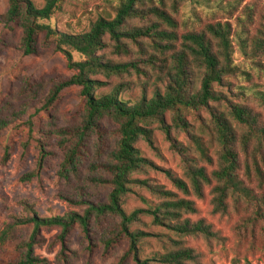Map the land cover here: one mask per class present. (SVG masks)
Returning a JSON list of instances; mask_svg holds the SVG:
<instances>
[{
    "label": "trees",
    "instance_id": "trees-1",
    "mask_svg": "<svg viewBox=\"0 0 264 264\" xmlns=\"http://www.w3.org/2000/svg\"><path fill=\"white\" fill-rule=\"evenodd\" d=\"M8 1L9 7L0 16V21L18 24L22 28L21 52L25 56L38 54L43 41L54 52L66 57L68 69L74 73L71 77L54 79L51 89L44 93L42 99L38 97L43 90L42 83L27 78L25 88L30 92V100L12 120H24L33 131V119L37 114L54 106L64 90L79 88V95L85 102L80 121L55 132L65 150L58 174L63 180L82 176L84 158L92 144L95 161L90 167L92 177L88 180L111 186V191L108 200L103 203L80 201V204L88 205L83 214L71 213L57 218L31 215L7 224L0 232V248L13 240L19 226L32 224L34 234L23 245L25 252L22 257L12 264H39L43 259L35 254L34 245L42 227H61V238L64 239L76 224L89 233L94 217L112 216L118 220L117 227L111 237L102 242L109 248L127 240L129 248L124 261L131 258L136 264H196L197 254L182 242L183 239L199 236L210 239L216 234L204 220L193 222L190 219L189 216L197 213L193 201L181 198L175 191L152 184L147 179L135 178L138 174H147L154 167L142 155L137 144L141 140L153 143L155 125L166 134V138L170 136L171 127L187 130L186 117L189 114L210 109L213 103L224 101L217 87L240 73L234 62V43L238 42L241 51L247 55V20L241 19V30L236 33L229 22L211 23L201 30L192 28L184 32L181 29L189 21L184 24L178 18L181 4L190 1L205 6V1L119 0L115 18H101L86 32L68 34L55 30L50 24L62 0H48L43 8L37 7L34 0ZM252 12L251 8L247 10L248 20ZM255 48L264 50V30L255 41ZM74 54H79L81 59L75 60ZM153 73L159 87L150 97L144 95L134 102L124 96L129 88L128 82L111 83L124 75L148 77ZM254 94L264 104V93ZM169 114L173 125L167 124ZM212 116V134L219 147L217 168L209 174L199 166L197 159L186 155V149L173 144L176 150L183 153L185 179L168 173L169 179L177 191L185 196L194 194L198 198L203 196L205 187L215 183L212 193L216 214L228 212V199H245L249 206L254 207L258 221L262 217L258 209H261L260 203L264 204V195L257 197L245 185L243 174L247 180L256 181L260 188H264V124L259 115L244 105L234 104L226 111L213 112ZM108 119L118 125L116 144L110 150L104 125ZM15 121L10 123L0 118V131ZM43 133L38 129L37 134L42 136ZM195 145L201 158L213 165L212 157L200 140ZM46 150L43 145L40 169L50 154ZM33 178L35 175L31 173L25 175L22 181L28 182ZM134 187L147 190L160 202L148 206L147 210L138 209L128 214L123 205ZM144 201L147 202L145 198ZM142 215L152 216L157 226H166L177 237L171 239L172 247H169L168 240L164 252L149 259L140 257V250L142 243L150 238V233L133 230L142 221Z\"/></svg>",
    "mask_w": 264,
    "mask_h": 264
},
{
    "label": "rangeland",
    "instance_id": "rangeland-1",
    "mask_svg": "<svg viewBox=\"0 0 264 264\" xmlns=\"http://www.w3.org/2000/svg\"><path fill=\"white\" fill-rule=\"evenodd\" d=\"M34 1L37 7L43 8L48 0ZM201 1H205V6L190 1L181 4L178 18L184 24L189 21L181 31L192 28L201 30L207 24L229 22L236 33L241 30V19H245V37L249 41L247 55L234 40V62L240 68V73L217 87V91L223 95V102L213 103L210 109H200L189 114L186 117L187 130L171 127L170 136L166 138V134L155 125L153 143L144 140L138 142L137 147L142 155L154 167L147 174H138L135 178L147 179L152 184L175 191L181 198L193 201L197 213L189 216L190 219L193 222L204 220L211 225L216 234L214 237H187L181 240L197 254L196 264H264V204L260 203L261 209L258 210L262 217L258 221L254 207L249 206L245 199H228V212L216 214L212 193L215 183L205 187L203 196L198 198L194 194L185 196L177 191L169 179L168 173L185 179L183 153L176 150L173 144L186 149V155L197 159L199 166L204 167L209 174L217 168L219 147L212 134L213 112L226 111L234 104L244 105L259 115L264 124V104L254 94L264 93V50L258 51L255 48V41L264 30V0ZM118 2L119 0H62L50 24L61 33L86 32L101 18H115ZM171 3L170 1L169 6ZM8 7V0H0V16L6 13ZM249 8L253 10L250 20L246 16ZM23 36V30L18 24L0 21V118H5L10 123L16 120L7 129L0 131V232L7 224L17 219H27L31 215L57 218L71 213L83 214L88 205H82L80 201L87 204L103 203L108 200L111 191V186L88 180L92 177L90 167L95 161L92 144L84 158L82 176L63 180L58 174L65 150L60 144L61 138L55 132L80 121L85 102L79 95V88L64 90L54 106L37 114L33 119V131L24 120H12L30 100V92L25 88L27 78L42 83L43 90L38 93L39 99H42L44 93L51 89L54 79L67 78L74 74L68 69L66 57L62 53L54 52L43 41L40 42L38 54L25 56L21 52ZM74 59L80 60L81 56L74 54ZM121 80L129 83L124 96L132 102L144 95L150 97L159 87L154 73L148 77L124 75L121 79H113L111 83ZM167 124L173 125L171 114L167 117ZM104 125L108 132L110 150L116 144L118 125L110 119ZM38 129L44 132L43 135H47L40 136L37 134ZM197 140L207 148V153L214 161L213 165L207 164L201 158L195 145ZM43 145L50 154L40 169ZM31 173H34L35 178L28 182L22 181L25 175ZM243 178L245 185L257 197L264 195V188H260L256 181L247 180L244 174ZM159 202L147 190L134 187L123 207L130 214L138 209L147 210L148 206ZM117 223V218L112 216H103L100 219L94 217L89 233L76 224L64 239L61 238V227H42L36 235L34 245L35 254L43 259L39 264H136L131 258L124 261L129 248L127 240L115 243L109 248L102 242L106 237H111ZM136 229L151 235L141 245L140 257L143 259L164 252L165 243L169 240V247H172L171 239L177 238L166 226H157L150 215H142V221L133 227V230ZM33 234L32 224L19 226L13 240L0 248V264L18 261L25 252L23 245Z\"/></svg>",
    "mask_w": 264,
    "mask_h": 264
}]
</instances>
